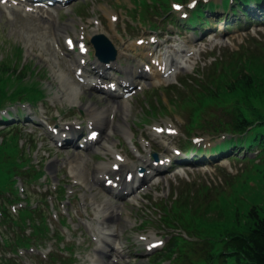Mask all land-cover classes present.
I'll return each instance as SVG.
<instances>
[{
    "label": "rangeland",
    "instance_id": "obj_1",
    "mask_svg": "<svg viewBox=\"0 0 264 264\" xmlns=\"http://www.w3.org/2000/svg\"><path fill=\"white\" fill-rule=\"evenodd\" d=\"M76 6H69L68 14L66 19L69 22L76 23L77 27H72L68 32H71L74 29L83 30L87 37L93 33V28H99L98 31L104 32L107 35H111L110 27L107 26V23L110 25L113 23L110 15L118 16V20L114 21L111 29L114 31L113 37L117 36V29L124 28L123 19H126L125 13L126 9H131L134 7L133 0H81ZM12 5H10L11 7ZM8 7L9 17H6V12L0 7V62L4 64L5 68L15 69L14 73L17 72V69H20L22 63L29 64L25 70L26 74L35 75L36 80H45L50 87H46L45 91L48 97V104H54L55 108L58 109L56 114L60 117L71 116L73 113L78 111L75 109L76 104H81L82 106L89 101L86 100L83 95H79V90L74 88L72 77L63 72L60 67L57 54L48 47L47 42L50 39L51 35L49 32L40 29L33 28L30 29L26 27L25 23H31V18H26L27 15L24 12V8L13 6L14 8ZM17 10L20 12L19 16L16 18ZM106 11V12H105ZM14 13V14H13ZM76 13L84 14L83 20L76 16ZM60 15V14H59ZM164 16V17H163ZM158 20H150L148 24L156 25L161 27L160 31L165 32L169 30H179L181 28L177 23V17L175 14L163 15ZM12 20L14 22H12ZM28 20V21H27ZM75 20V21H72ZM167 20L170 24H166ZM39 21V19H37ZM102 22V24H101ZM246 24H252L255 22L253 18H248ZM244 20H239V23L232 19L231 24L233 27L238 24H243ZM136 28H131L128 26L126 31L131 35L138 34V31L143 32L145 28H139V24L135 23ZM257 29H260L256 31ZM251 31L250 29L243 30L240 33L228 34L225 37L230 42L227 46H217L210 47L206 46L203 48V53H195V59L191 62V65L194 67L192 73L196 74V70L205 72L207 67L210 65L211 61L214 59V56H226L228 52L234 50H240L241 52H247L246 49H255L256 41H259V55H257V61H252V65L255 68L259 67V76L262 75L264 69V26L254 27ZM256 32H258L256 34ZM80 31L77 32V35H80ZM167 38V36H165ZM20 45L24 48V60H18L13 62L14 54H16V49L13 47ZM167 46V45H165ZM257 49V48H256ZM243 52V53H244ZM214 54V55H212ZM129 56L135 59L136 56L130 54ZM256 58V57H255ZM33 65V66H32ZM39 68V72L37 70ZM32 70L34 72H32ZM189 72H183L177 74L173 77L172 83L178 82V79L181 75H184ZM264 75V74H263ZM203 73L198 74L200 79L203 77ZM160 82L159 78H155L152 85L149 88H144L143 90H138L137 95H134V99L131 97L133 111L130 115L129 121H123L121 124V132L112 131L111 137L106 139L104 144L110 150L111 143L113 139H118L122 137L123 142L130 143L132 139L139 138L142 135V132H151L155 135L153 126L164 125L167 123V120L170 119L167 116L175 117L176 115L184 116L185 123L179 117L180 121L177 129L179 133L177 134L178 138L173 139V143L177 142L178 145H183L186 141L185 133L190 135L192 134H202L201 137L203 144L208 146L219 144L223 138L221 136H226L223 131L219 133H210L211 135L204 134L203 128H196L194 131L187 132V123L189 120V110L181 106V101L178 98L177 93L174 91H169L161 89L162 86H166V82ZM159 83V84H158ZM172 83H169L171 85ZM162 85V86H159ZM168 85V86H169ZM203 85H209L208 80L203 81ZM261 86L263 90H260L259 96H264V81L258 83V87ZM45 87V86H44ZM61 88L60 92L57 90ZM199 89V87H196ZM196 88L191 89L190 92L193 93L196 91ZM153 91L154 95L148 93V90ZM170 93V94H169ZM219 93L224 95V88L219 90ZM238 94V92H234ZM253 97L257 98V93L253 92ZM175 98V100H174ZM46 99V98H45ZM156 101V102H155ZM155 102V103H154ZM255 103H260L264 105V102L254 101ZM152 105L150 110L153 112L149 113L148 105ZM42 104L39 105L42 108ZM53 108V111H55ZM214 111V112H213ZM215 107L207 108V115L205 116H215L216 115ZM180 112V113H179ZM206 113V110L202 112ZM85 114H87L85 112ZM219 114V113H217ZM222 115V114H221ZM88 116V115H87ZM229 119V117H227ZM120 120H123L120 118ZM114 122H116L114 120ZM145 125V126H144ZM165 126V125H164ZM132 128V132H131ZM234 134L230 133L227 136H232ZM7 138L9 135L6 136ZM22 136H20L21 138ZM115 137V138H114ZM23 141V138H21ZM116 143L119 142L116 140ZM146 144V145H145ZM128 146V144H127ZM144 148L146 149L145 156H149V142L144 141ZM253 155H256L258 148L254 147ZM225 151H223L224 153ZM194 152H191L189 155ZM222 152H214L213 155L217 156L223 154ZM245 152H242L244 154ZM195 155V154H194ZM224 160V166H219L217 164H211L207 167H193L190 168L188 172V167L183 175L174 176L171 179L168 177L170 174L163 175V186L157 190H152L147 193L145 198L132 201V208L125 207L122 208L123 214L122 217L126 220L123 224L116 226L112 222H103L102 218L99 216L103 211V204L107 202L106 198L101 197V194L98 192L88 191L83 186V174H78L77 177H69L70 180L74 181L68 186L76 191L77 197L74 203L71 205L70 210L73 213L69 215L71 224L67 223L63 227L59 226L54 222L53 226H58L62 229L68 241L73 242L74 249L77 254L76 264H95L94 259L96 258L94 252L99 243L103 238H117L120 241V244L123 247L125 253L119 259V264H171L169 260L154 259L153 254L166 244V233L169 229L165 228L163 222L160 220V214L163 203H170L172 201V195L176 191L182 188L186 182L200 183L202 185L207 184L212 189L217 187V194H213L214 198L210 202L209 211L204 216V221L206 223H225L226 225H233L234 213L233 209L236 206L240 207L241 212L246 210V208L252 203L256 202L257 199L261 204L264 203V161L256 159L254 156V162H260L261 167L253 170L251 173L247 174L250 167L252 166V161L245 159L244 157L231 158L230 155L222 157ZM38 159L35 158L34 161ZM228 173L230 176L235 175L234 178H231V184L225 182L224 176ZM61 176V178H63ZM168 178V182L167 179ZM157 179L154 178L153 182ZM160 186V185H159ZM158 186V187H159ZM32 187H34L32 185ZM231 187L233 188L231 190ZM223 188L221 191L220 189ZM165 194V195H162ZM162 195V197H160ZM221 195V198L219 197ZM263 199V200H262ZM88 204V205H87ZM90 210H94L91 216L87 214L86 206H89ZM122 207V206H120ZM98 218V219H97ZM123 226V229L121 228ZM111 228L119 229L121 237L109 235ZM184 233V232H183ZM147 238V240H146ZM152 239H162L164 244L157 249L150 250L148 249V242ZM62 246L64 243L61 244ZM21 260V259H20ZM28 261V262H27ZM23 263V261L21 260ZM25 262L28 264H39L37 261L32 259H25ZM24 264V263H23Z\"/></svg>",
    "mask_w": 264,
    "mask_h": 264
},
{
    "label": "trees",
    "instance_id": "obj_2",
    "mask_svg": "<svg viewBox=\"0 0 264 264\" xmlns=\"http://www.w3.org/2000/svg\"><path fill=\"white\" fill-rule=\"evenodd\" d=\"M256 56H249L252 62ZM247 70V71H245ZM259 76V67L248 64L241 70L231 69V82L225 92L234 108L233 122L230 123L235 131L245 132L249 125H254L251 139L255 142L260 138L264 144V114L253 116L256 112V103L253 101V92L258 89V83L264 81V69ZM234 92H238L235 94ZM244 134V138L250 136ZM263 200V199H262ZM232 227L224 230L226 238H221L223 245L217 250L216 260L220 264H264V203L257 199L246 210L241 212L238 206L234 214ZM226 225V224H225Z\"/></svg>",
    "mask_w": 264,
    "mask_h": 264
},
{
    "label": "bare ground",
    "instance_id": "obj_3",
    "mask_svg": "<svg viewBox=\"0 0 264 264\" xmlns=\"http://www.w3.org/2000/svg\"><path fill=\"white\" fill-rule=\"evenodd\" d=\"M29 17H33V19H36V17H34L33 15L31 16V15H29ZM46 19V20H48L49 22H54V18L49 14V15H47V16H44L43 14H41V17H40V19ZM28 21V20H27ZM36 21V20H35ZM63 27L64 28H68L69 27V24H64L63 25ZM163 37H162V33H157V34H155V35H151V34H148V39L145 41V42H143L142 43V45H144V47H147V46H153L155 49H159V48H161L162 47V45L163 44H165L168 40L167 39H162ZM171 41H172V43L170 44V46H172V44H176V40L175 39H171ZM196 41H190V42H186L185 44H182V46H179V45H177V46H172V47H174V50L172 51V53H170L169 54V57H171V60H172V64L174 63V60H175V57H172L171 55H174V54H176V57H181V56H179V55H182V53H181V51L182 50H185V49H189L194 43H195ZM184 46H186V47H184ZM183 48H185V49H183ZM125 49L126 50H129V47H125ZM168 49H170V48H168ZM179 52V53H178ZM161 63L163 64V61H161ZM143 74V71L142 70H139V68H135V67H132L131 69H129V70H127V72H126V77L124 78V81L125 82H132V77L134 76V75H142ZM97 81V83H102V80H96ZM117 108L119 109V110H121V111H123V112H127L128 111V107H124L121 103H118V105H117ZM87 109L88 110H91V111H94V108H93V106L92 105H88L87 106ZM108 117V116H107ZM107 117L106 116H104V117H102V119L101 120H97L96 121V123L97 124H99L100 126V129L102 130H104L105 132H106V134H108V126H109V122H108V119H107ZM113 128L114 129H117V128H119V125H117V124H114V122L112 123V125H111V129H110V131H109V134L111 133V131L113 130ZM93 130V129H92ZM91 130V131H92ZM63 131H65V130H63ZM141 164H143L142 166H144L145 168H149V167H151V163L149 162V161H147V160H141V162H136V163H134L133 165H131V164H124L123 166H122V168H121V170H120V174L124 171V170H132V169H134L136 166H138V165H141ZM90 167V169H92V171L93 172H95V173H97V172H100L101 170H104V172L106 173V174H110V173H112L113 171H112V169L111 168H108V167H103V168H101V167H97V166H89ZM155 174H153V176H154ZM153 176H151V177H153ZM93 181L95 182V183H101V178H100V176H98L97 174H95L94 175V177H93ZM142 184H146V182H148V181H150V177H149V175H147V172L145 173V175L142 177ZM118 182H119V184L120 185H122V186H128V184H129V180H125V179H122V178H119L118 179ZM103 186L105 187V183L103 184ZM142 186V185H141ZM139 188V187H138ZM137 189L136 188H133V189H131L130 190V192H131V194L132 193H134L135 191H136ZM106 208H107V210H109V214L107 215V217L105 218L107 221H110V220H114V221H116V220H118V223L120 224V217H119V215H118V207L117 206H112V205H107L106 206ZM154 241V240H153ZM108 248H110V250H111V246L113 245V244H111V243H109L108 242ZM108 250L109 249H107L106 247H100L99 249H98V253L100 254V257H101V261H100V263H102V264H106L107 262H108V260L110 259V257L112 256V255H123L122 254V251H118V250H116V251H113V254L112 253H109L108 252ZM105 258H107L108 260L106 261L105 260Z\"/></svg>",
    "mask_w": 264,
    "mask_h": 264
}]
</instances>
